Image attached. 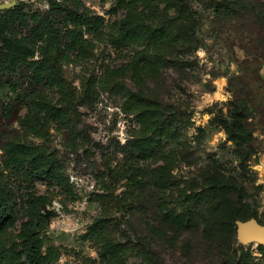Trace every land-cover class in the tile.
Here are the masks:
<instances>
[{"label": "rangeland", "instance_id": "1", "mask_svg": "<svg viewBox=\"0 0 264 264\" xmlns=\"http://www.w3.org/2000/svg\"><path fill=\"white\" fill-rule=\"evenodd\" d=\"M48 1L0 3L35 11L47 10ZM83 1L105 26L90 38V58L74 56L63 66L69 99L56 85L35 92L26 73L0 74V118L4 105L18 98L23 105L19 123H1L0 143L7 132L26 134L23 120L42 115L74 192L33 174L4 172L15 192L5 238L24 243L35 194L48 197L55 214L44 233L49 264H229L235 257L264 264V245L240 244L239 220L227 215L237 210L264 226V0ZM185 4L189 17L181 13ZM129 15L165 37L122 45ZM63 107L88 142H73L67 119L53 116ZM243 108L239 145L232 113ZM141 139L155 143L126 158L123 148Z\"/></svg>", "mask_w": 264, "mask_h": 264}, {"label": "trees", "instance_id": "2", "mask_svg": "<svg viewBox=\"0 0 264 264\" xmlns=\"http://www.w3.org/2000/svg\"><path fill=\"white\" fill-rule=\"evenodd\" d=\"M48 4L47 10L32 11L26 4L21 3L1 12L0 74L15 77L26 73L29 78L28 86L34 85L35 92L40 87L50 88L56 85L66 95V99H69L71 92L63 76V66L74 56L88 59L93 55L95 45L90 38L100 34L105 26V18L92 12L83 0H49ZM190 10L191 8L185 4L181 13L189 17L185 13H189ZM163 37H165L163 30H149L148 27L139 23L137 15H129L122 20L120 43L124 46L135 39L157 40ZM6 84L14 93L18 92L19 86L15 82L8 80ZM22 106L19 98L4 105L0 125L4 123L12 126L19 123ZM47 109L48 106L45 105L43 110ZM245 112L247 111L243 108L241 112L232 113V138L239 145L245 142L243 132L239 133L242 128L241 119ZM53 116L67 119L66 125L73 142L89 141L69 121V108H59ZM23 123L26 134L21 135L18 131L7 132L2 135L0 143L2 152L0 156V264H49L48 254L44 252L46 244L44 233L55 214L48 210L50 204L48 197L35 194L29 196L28 221L23 227L21 236L24 240L23 244L17 240L5 238L2 233L5 224L13 215L15 206V192L4 181V172L10 171L19 175L33 174L37 178L55 182L67 195H74L72 184L65 176L64 162L49 146L47 120L42 115L36 114L32 118H25ZM29 136L38 138L41 142L22 141ZM153 143L155 142L148 139L135 140L125 146L123 152L126 158H132L135 150H143ZM163 176L162 172L156 175L161 182L165 181ZM231 188L228 186V190ZM216 189L225 190L221 186ZM232 203L230 198L225 201L230 211ZM225 205L222 204L219 207L224 208L225 211ZM235 211L227 214L233 222L235 220L245 222L253 218ZM179 219L184 222L186 218L180 216ZM109 248L110 256L116 257L117 246L111 245ZM49 251L50 256L53 255L51 248ZM23 255H26V262L22 260ZM229 264L249 263L241 262L238 257H235Z\"/></svg>", "mask_w": 264, "mask_h": 264}, {"label": "water", "instance_id": "3", "mask_svg": "<svg viewBox=\"0 0 264 264\" xmlns=\"http://www.w3.org/2000/svg\"><path fill=\"white\" fill-rule=\"evenodd\" d=\"M16 6V2L0 3V14L5 10H9ZM238 240L242 245H246L252 241H257L264 245V226L256 219L248 221H237Z\"/></svg>", "mask_w": 264, "mask_h": 264}]
</instances>
